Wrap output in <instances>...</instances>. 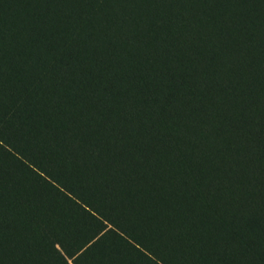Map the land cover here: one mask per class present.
I'll use <instances>...</instances> for the list:
<instances>
[{
  "label": "trees",
  "instance_id": "obj_1",
  "mask_svg": "<svg viewBox=\"0 0 264 264\" xmlns=\"http://www.w3.org/2000/svg\"><path fill=\"white\" fill-rule=\"evenodd\" d=\"M65 255L264 264V0H0V264Z\"/></svg>",
  "mask_w": 264,
  "mask_h": 264
},
{
  "label": "rangeland",
  "instance_id": "obj_2",
  "mask_svg": "<svg viewBox=\"0 0 264 264\" xmlns=\"http://www.w3.org/2000/svg\"><path fill=\"white\" fill-rule=\"evenodd\" d=\"M55 243V242H54ZM55 245H56V243H55ZM56 247L60 250V251H62L57 245H56ZM66 256V255H65ZM66 259H67V261L70 263V264H74V262H73V260L69 257V256H66Z\"/></svg>",
  "mask_w": 264,
  "mask_h": 264
}]
</instances>
